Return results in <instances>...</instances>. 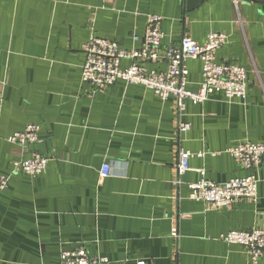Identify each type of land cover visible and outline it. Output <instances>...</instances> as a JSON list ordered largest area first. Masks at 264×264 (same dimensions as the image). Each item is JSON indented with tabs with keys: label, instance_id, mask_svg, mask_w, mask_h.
<instances>
[{
	"label": "crops",
	"instance_id": "0c3cea01",
	"mask_svg": "<svg viewBox=\"0 0 264 264\" xmlns=\"http://www.w3.org/2000/svg\"><path fill=\"white\" fill-rule=\"evenodd\" d=\"M148 14L163 18L162 48L182 36L204 43L224 33L216 61L247 70L246 98L229 102L218 92L187 101L191 127L179 134L172 97L161 101L122 80L84 83L81 46L89 36L140 48ZM187 68L186 87L196 90L201 63ZM0 91V178H8L0 264H59L61 251L80 246L107 264H252L246 247L222 236L264 228V162L246 169L227 151L238 141L264 143V0H202L193 8L186 0H0ZM28 124L39 127L36 142L8 140ZM180 147L195 155L177 184ZM33 151L48 157L45 170L13 172V162ZM104 164L110 174L101 177ZM251 174L256 200L212 209L189 197L188 183L202 177L221 183Z\"/></svg>",
	"mask_w": 264,
	"mask_h": 264
},
{
	"label": "built area",
	"instance_id": "2783aa9c",
	"mask_svg": "<svg viewBox=\"0 0 264 264\" xmlns=\"http://www.w3.org/2000/svg\"><path fill=\"white\" fill-rule=\"evenodd\" d=\"M233 2L238 3V0ZM162 19V16L156 14L146 15L144 43L140 48L123 49L112 40L91 34L81 46L84 54L81 78L93 88L108 87L117 80H122L126 84H139L151 89L161 101L172 97L175 103L176 128L180 134L191 127L190 122L183 118L187 101L201 103L208 100L211 94L218 92L229 102L244 100L247 93V70L238 64L216 61V51L226 43L227 36L224 33H209L204 43H198L189 36H182L178 46L170 44L162 48ZM133 38L136 39V36ZM123 60L129 63L126 67L121 66ZM189 60H198L201 63V79L196 90L186 87ZM146 62H165L167 67L164 71L148 70ZM2 100L0 91V106ZM38 131L37 125L28 124L23 130L9 136L8 140L20 146L31 145L37 141ZM227 151L246 169L254 170L264 162V143L238 141ZM202 154L198 152L196 155ZM194 155L189 150L178 148L175 183L178 184V178L190 169L189 158ZM47 162L48 157L33 151L28 158L13 162V172L37 176L45 170ZM109 174L110 168L104 164L100 176L106 177ZM257 182L253 174L231 178L221 183L202 177L196 182L188 183L189 197L205 202L212 209H219L244 198L256 200ZM7 185L8 178L2 176L0 190ZM172 235L177 236L176 228L172 230ZM222 240L246 247L252 264H257V259L264 253V228L231 230L222 236ZM107 263L106 257L89 256L83 246L63 250L59 255V264Z\"/></svg>",
	"mask_w": 264,
	"mask_h": 264
},
{
	"label": "water",
	"instance_id": "95a60500",
	"mask_svg": "<svg viewBox=\"0 0 264 264\" xmlns=\"http://www.w3.org/2000/svg\"><path fill=\"white\" fill-rule=\"evenodd\" d=\"M201 1L202 0H186V5L188 8H193Z\"/></svg>",
	"mask_w": 264,
	"mask_h": 264
}]
</instances>
